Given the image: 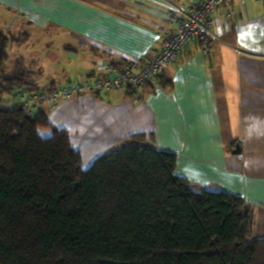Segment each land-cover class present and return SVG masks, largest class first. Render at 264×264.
Segmentation results:
<instances>
[{
    "label": "crops",
    "instance_id": "obj_1",
    "mask_svg": "<svg viewBox=\"0 0 264 264\" xmlns=\"http://www.w3.org/2000/svg\"><path fill=\"white\" fill-rule=\"evenodd\" d=\"M198 1L0 0V19L9 33L14 28L21 31L20 46L30 37L23 29L55 28L74 43L66 48L70 59L86 57L83 72L75 79L61 84L37 80L40 89L47 90L103 73L109 64L156 55L160 32L170 35L178 27L174 7ZM211 17V52L192 39L166 70L163 82L169 81L170 87L155 78L143 87L139 101L126 90H111L42 105L39 110L69 132L85 169L132 134H153L156 147L177 154L176 174L195 191L241 196L254 213V239L261 240L264 0H229ZM19 59L25 64L23 57ZM31 70L36 77L41 71Z\"/></svg>",
    "mask_w": 264,
    "mask_h": 264
},
{
    "label": "trees",
    "instance_id": "obj_2",
    "mask_svg": "<svg viewBox=\"0 0 264 264\" xmlns=\"http://www.w3.org/2000/svg\"><path fill=\"white\" fill-rule=\"evenodd\" d=\"M19 40L0 29V72ZM36 74L19 59L0 94L44 91ZM165 74L155 78L170 87ZM176 165L153 134L135 133L85 169L45 111L0 98V264H264L245 200L195 191Z\"/></svg>",
    "mask_w": 264,
    "mask_h": 264
},
{
    "label": "built area",
    "instance_id": "obj_3",
    "mask_svg": "<svg viewBox=\"0 0 264 264\" xmlns=\"http://www.w3.org/2000/svg\"><path fill=\"white\" fill-rule=\"evenodd\" d=\"M229 0H201L174 7L178 27L168 35L161 31V49L153 56L130 59L121 64H109L102 73H94L82 81L70 82L62 87L31 92L27 87L15 90L14 101L27 113L34 115L42 105H54L60 101L89 93L126 90L138 101L145 83L165 73L182 49L198 39L206 52H211L209 37L213 26L212 13L223 8Z\"/></svg>",
    "mask_w": 264,
    "mask_h": 264
},
{
    "label": "rangeland",
    "instance_id": "obj_4",
    "mask_svg": "<svg viewBox=\"0 0 264 264\" xmlns=\"http://www.w3.org/2000/svg\"><path fill=\"white\" fill-rule=\"evenodd\" d=\"M0 29L9 36L19 37L21 33L16 28L10 33L6 31V25L1 19ZM23 30L29 31L30 37L24 41L25 44L23 46L19 45L21 42L10 44L8 50L9 58L0 72V90L1 86L4 85V80L13 75L19 56L24 58L26 68H36L43 72V75L37 78L40 84H48L51 80L61 84L67 82L69 77L75 79L80 76L83 72L82 69L84 68L83 64L85 65L86 57L79 55L78 60L68 57L66 48L71 44L74 45V43L67 35L55 28L35 30L28 27V29ZM0 98L5 103L16 99L15 93H1ZM41 132L43 133V131ZM121 145L108 150L105 154L120 148Z\"/></svg>",
    "mask_w": 264,
    "mask_h": 264
},
{
    "label": "water",
    "instance_id": "obj_5",
    "mask_svg": "<svg viewBox=\"0 0 264 264\" xmlns=\"http://www.w3.org/2000/svg\"><path fill=\"white\" fill-rule=\"evenodd\" d=\"M240 152V148L237 146L235 153H239Z\"/></svg>",
    "mask_w": 264,
    "mask_h": 264
}]
</instances>
